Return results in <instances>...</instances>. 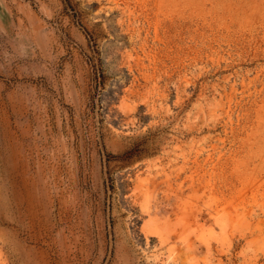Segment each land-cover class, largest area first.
<instances>
[{
    "label": "rangeland",
    "instance_id": "rangeland-1",
    "mask_svg": "<svg viewBox=\"0 0 264 264\" xmlns=\"http://www.w3.org/2000/svg\"><path fill=\"white\" fill-rule=\"evenodd\" d=\"M0 264H264V0H0Z\"/></svg>",
    "mask_w": 264,
    "mask_h": 264
}]
</instances>
